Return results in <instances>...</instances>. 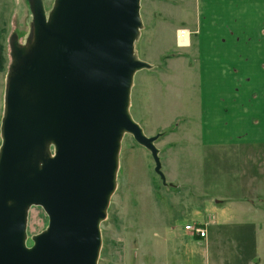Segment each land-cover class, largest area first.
Segmentation results:
<instances>
[{"label":"water","instance_id":"obj_1","mask_svg":"<svg viewBox=\"0 0 264 264\" xmlns=\"http://www.w3.org/2000/svg\"><path fill=\"white\" fill-rule=\"evenodd\" d=\"M141 0H31L32 39L11 41L0 148V264H98L122 139L148 149L166 184L161 133L130 113ZM48 227L26 244L28 213Z\"/></svg>","mask_w":264,"mask_h":264},{"label":"rangeland","instance_id":"obj_2","mask_svg":"<svg viewBox=\"0 0 264 264\" xmlns=\"http://www.w3.org/2000/svg\"><path fill=\"white\" fill-rule=\"evenodd\" d=\"M42 2L48 15L55 0ZM202 4V0L201 5L199 0L140 2L142 27L135 53L152 67L141 69L134 76L130 113L147 136L161 133L156 146L160 149L167 183L155 172L150 151L131 133H126L120 150L116 189L101 223L98 264H180L179 260L189 264L187 256L181 253L177 261L173 241L156 244L155 233L162 220L163 228L176 227V231L186 224L199 223L189 213L193 214L205 200H214L216 196L210 193L214 188H226L219 177L225 181L226 170L232 164L225 156L233 152L225 146L203 142V134L207 132L202 130L203 91L219 86L203 80L205 62L201 52H197L199 39L202 43L204 40L199 27L203 19ZM180 29L189 31L187 45H179ZM32 34L31 0H0V148L7 77L13 60L11 41L26 46ZM221 84L224 89L226 83ZM48 223L44 209L33 205L28 213V246L33 245V237L43 232ZM253 228L232 226L210 250L201 248L192 263L250 264L253 239L258 238ZM257 252L263 253L264 248Z\"/></svg>","mask_w":264,"mask_h":264},{"label":"crops","instance_id":"obj_3","mask_svg":"<svg viewBox=\"0 0 264 264\" xmlns=\"http://www.w3.org/2000/svg\"><path fill=\"white\" fill-rule=\"evenodd\" d=\"M202 2L199 27L204 40L199 39L197 52L205 62L203 80L219 86L203 91V142L227 147L233 153L225 158L232 164L225 181L219 177L226 188H214V200H205L197 212L189 213L207 236L199 238L185 228L168 230L161 219L156 244L173 241L177 261L181 253L193 264L201 248L210 250L232 226L250 225L258 236L250 264H264V252H257L264 248V0ZM221 83H226L224 89Z\"/></svg>","mask_w":264,"mask_h":264},{"label":"built area","instance_id":"obj_4","mask_svg":"<svg viewBox=\"0 0 264 264\" xmlns=\"http://www.w3.org/2000/svg\"><path fill=\"white\" fill-rule=\"evenodd\" d=\"M186 31H188V30H185V29L178 30V32H177L178 40H179L180 36L184 37L186 35ZM185 230L188 232H191L194 236H197L199 238H204L207 236V231H206L205 227L199 223L186 224Z\"/></svg>","mask_w":264,"mask_h":264},{"label":"bare ground","instance_id":"obj_5","mask_svg":"<svg viewBox=\"0 0 264 264\" xmlns=\"http://www.w3.org/2000/svg\"><path fill=\"white\" fill-rule=\"evenodd\" d=\"M189 31H186V35L184 37L180 36L179 45H187L189 42Z\"/></svg>","mask_w":264,"mask_h":264}]
</instances>
